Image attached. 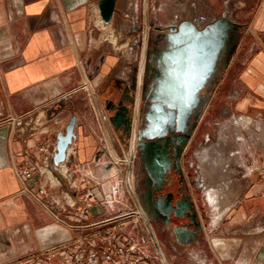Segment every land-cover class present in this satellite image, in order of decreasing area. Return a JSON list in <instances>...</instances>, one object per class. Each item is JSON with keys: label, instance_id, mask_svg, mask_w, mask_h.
Listing matches in <instances>:
<instances>
[{"label": "crops", "instance_id": "crops-1", "mask_svg": "<svg viewBox=\"0 0 264 264\" xmlns=\"http://www.w3.org/2000/svg\"><path fill=\"white\" fill-rule=\"evenodd\" d=\"M144 1L141 13L138 0H118L117 12L105 23L98 0H0V264H29L56 246L77 250L80 241L94 242L99 250L109 238L137 242L149 255L142 264H264L263 175L252 176L224 214L228 218L207 225L205 249L183 256L162 248L145 217L132 219L139 229L135 237L126 228L128 216H120L128 212L129 200L134 207L136 201L129 169L105 162L116 142L125 148L116 134V141L108 139L113 127L103 92L112 78H126L129 67L116 69L115 56L95 57L94 32L118 27L136 34L134 44L142 39L145 45L151 19ZM229 1L235 8L224 15L244 32L216 96L232 103L242 124L264 122V0ZM143 65L144 60L142 70ZM83 85L87 88L79 90ZM73 115L77 138L64 166L80 177L81 190H74L70 201L55 178L58 165L44 162L40 147L56 144ZM236 135L231 146L239 150L245 135ZM133 157L131 151L126 161ZM261 158L254 159V168L264 169V148ZM24 167L31 177L22 176ZM88 189L94 192L93 206L84 219L79 210Z\"/></svg>", "mask_w": 264, "mask_h": 264}, {"label": "flooded vegetation", "instance_id": "flooded-vegetation-1", "mask_svg": "<svg viewBox=\"0 0 264 264\" xmlns=\"http://www.w3.org/2000/svg\"><path fill=\"white\" fill-rule=\"evenodd\" d=\"M183 21L159 24L151 19L145 45L143 42L139 44L144 48L143 70L140 59L128 66L126 78H112L103 92L108 116L120 109L131 123L130 143L124 148L134 155L132 185L136 207L148 220L162 248L181 256L194 249L203 250L207 244L208 224L199 201L201 184L196 178L199 166L194 146L210 122L209 116L218 98L217 88L230 67L244 32L242 26L231 33L215 71L199 91L200 100L188 111L184 106L172 107L157 99V96L168 93L170 68L163 55L171 51L168 44L174 33L172 28ZM205 26L199 25V28ZM119 101H122L120 107ZM229 109L222 108V116L227 115ZM112 127L119 138V132ZM165 205L170 209H165ZM184 232L188 234L184 235Z\"/></svg>", "mask_w": 264, "mask_h": 264}, {"label": "rangeland", "instance_id": "rangeland-1", "mask_svg": "<svg viewBox=\"0 0 264 264\" xmlns=\"http://www.w3.org/2000/svg\"><path fill=\"white\" fill-rule=\"evenodd\" d=\"M145 5L146 4L144 0H138V8L141 13L144 11ZM147 7L149 18H155L160 24H165L169 21H181L182 19H194L200 24H205L215 18L221 17L225 13L230 14L231 10L235 8L234 4L229 0H148ZM94 38L95 57L101 53L104 55L107 54L110 58L115 56V59H117L116 69H126L128 68L129 64H135L136 62H139L140 59L142 61L144 60V48L142 49L139 47V44L141 45L142 43V39L139 44H134L131 41L133 38H136V34L134 32L128 33L126 31H122L118 27H114L108 33L103 34V29L99 28L95 29ZM130 47H132V50ZM85 87L86 85H83L81 88H79V90H82ZM88 89H91V87H88ZM219 100L220 96L217 98L215 107H213L211 110L212 112L209 116V124L205 127L203 133L199 136L194 146V152L197 156V164L199 166L196 178L198 183L201 184L199 201L201 207L205 211L207 224L209 227L216 225L221 220V218H219L218 208L214 204L212 205L209 199L208 187L206 188L207 183L203 175L204 171L202 168V159L205 157L206 151L210 149L215 142H217V146H220L219 148L221 151H224L227 156L233 152L234 154L238 155L239 160L243 162L242 165L239 164L237 167L238 170L234 173L243 184V189L252 180V176L256 180L262 177V170L253 167V165H255L253 163L254 159L256 161L262 160V149L260 142L256 137L246 133L243 137L242 143L239 145V150H236L233 148V146H231L232 142L233 145L235 143V121L240 120H238L239 118L237 114L235 113L234 109H232V103L229 101L222 102V99L220 101ZM227 107L230 108L228 114L222 116V113H220L221 109ZM258 121L260 120L253 119L243 121V124L245 125L242 124V130L246 132L247 130L245 129L252 128L256 123L259 124L262 122ZM223 131V135L227 137V140L221 137V133ZM108 139L111 141H116V135L111 128L108 132ZM256 144H259L257 148L255 147ZM116 145L118 148L114 149L112 147L110 153L122 161V163L120 165L118 164L117 166H123L129 169L132 180L133 161H126L130 152L129 150H122L119 148L120 145H118L117 142ZM238 151L240 153H238ZM105 162L108 165H115L112 163L109 155L108 157H105ZM64 167L66 168V172H63L62 168H60L58 171L59 174L57 173V177L55 178H57V182L61 184L63 191L67 193L69 200L72 201L74 200L72 196L73 191L77 189L81 190V180L78 176H76L77 178L72 177L70 175L69 169L66 166ZM248 168L253 169V172H251L250 175L245 176V170ZM66 177L72 178V180L67 181L69 178L66 179ZM128 204L130 206L128 211L135 209L136 206L134 207V203L132 201L129 200ZM225 215L223 217H225ZM132 219V216H128L126 218V228L129 231H133L134 234L137 235L135 237H139L138 225Z\"/></svg>", "mask_w": 264, "mask_h": 264}, {"label": "water", "instance_id": "water-1", "mask_svg": "<svg viewBox=\"0 0 264 264\" xmlns=\"http://www.w3.org/2000/svg\"><path fill=\"white\" fill-rule=\"evenodd\" d=\"M117 1L98 0L100 16L105 23H110L114 13L117 12ZM241 27L240 23L223 15L207 23L204 28H199V25L191 20H185L178 27L172 28L174 33L170 35L168 44L171 51L163 55L164 62L170 68L167 78L168 93L163 97L157 96V99L172 107L184 106L185 110L190 111L200 100L199 91L215 71L231 33ZM235 48L230 52L225 68L229 65ZM121 104L122 101H119L118 107ZM58 107L61 108L62 104ZM109 120L114 129L119 132V139L123 146L125 148L129 146L131 123L126 114L119 109L109 117ZM76 123L77 116L73 115L65 132L57 134V149L52 164L59 165L67 161L68 148L77 138ZM164 208L170 209V206L165 205ZM176 231L179 232L181 229L176 228ZM186 233L184 232V235Z\"/></svg>", "mask_w": 264, "mask_h": 264}, {"label": "built area", "instance_id": "built-area-1", "mask_svg": "<svg viewBox=\"0 0 264 264\" xmlns=\"http://www.w3.org/2000/svg\"><path fill=\"white\" fill-rule=\"evenodd\" d=\"M70 148L71 146L68 148L67 156ZM40 149L45 153L44 162L48 163L53 159L57 147L54 143L50 149L46 146H41ZM109 158L115 165H120L122 163L120 159L111 153H109ZM63 163H60L58 166L56 165L57 167L55 168L60 170ZM21 171L22 176L27 178L31 177L33 174L32 170L28 167L22 168ZM261 173L264 176V169ZM93 198L94 192L88 189L86 191L85 205L79 210L84 219L89 218L90 208L93 206ZM120 216H132L133 219L138 220L139 216H141V210L136 207L133 211L125 212L120 214ZM96 246L94 242H89L86 245L81 241L78 242L77 250H70L68 247L66 248V246H56L47 251V253L36 256L29 264H142L143 259L149 258V255L146 254L133 239L127 242L116 241L115 239L109 238L105 240L99 250L96 249ZM63 249L65 252H63ZM119 256L125 259L121 263L116 262V258Z\"/></svg>", "mask_w": 264, "mask_h": 264}, {"label": "bare ground", "instance_id": "bare-ground-1", "mask_svg": "<svg viewBox=\"0 0 264 264\" xmlns=\"http://www.w3.org/2000/svg\"><path fill=\"white\" fill-rule=\"evenodd\" d=\"M130 49L132 50V47H130ZM241 121L242 119L240 121H235V132L238 135L236 136L243 137L246 133L252 136L254 135L257 137L260 144L262 143L264 146V122L257 124L256 127L245 129L247 131L244 132L242 130ZM221 134V137L227 140V137L223 135L224 131ZM219 147L220 146H217V142H215L211 148L206 151L205 157L202 159V168L207 183L206 188L208 187L209 199L212 205L214 204L218 208L219 217H221L224 216L229 208L235 203L243 189V184L234 174L238 170L237 167L239 164L242 165L243 162L240 161L238 155L233 152L227 156V154L224 151H221ZM62 171L66 172L64 163ZM251 172L252 169L248 168L245 170L244 175H250Z\"/></svg>", "mask_w": 264, "mask_h": 264}]
</instances>
